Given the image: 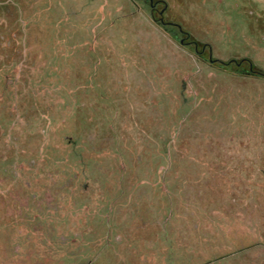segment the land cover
I'll return each instance as SVG.
<instances>
[{
    "label": "rangeland",
    "instance_id": "obj_1",
    "mask_svg": "<svg viewBox=\"0 0 264 264\" xmlns=\"http://www.w3.org/2000/svg\"><path fill=\"white\" fill-rule=\"evenodd\" d=\"M0 0V264H264V0ZM240 64V67H236Z\"/></svg>",
    "mask_w": 264,
    "mask_h": 264
},
{
    "label": "flooded vegetation",
    "instance_id": "obj_2",
    "mask_svg": "<svg viewBox=\"0 0 264 264\" xmlns=\"http://www.w3.org/2000/svg\"><path fill=\"white\" fill-rule=\"evenodd\" d=\"M133 3L139 5L150 20L174 40H178L180 45L189 46L192 44L195 54L197 56H203L205 51L204 46L199 50L198 43L190 40L188 34L184 33L177 24L165 20L166 7L162 0H133ZM236 67L239 68L240 64H237Z\"/></svg>",
    "mask_w": 264,
    "mask_h": 264
}]
</instances>
